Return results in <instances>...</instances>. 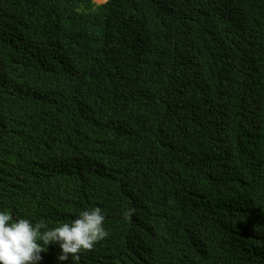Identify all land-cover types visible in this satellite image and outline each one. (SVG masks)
Wrapping results in <instances>:
<instances>
[{"label":"trees","instance_id":"obj_1","mask_svg":"<svg viewBox=\"0 0 264 264\" xmlns=\"http://www.w3.org/2000/svg\"><path fill=\"white\" fill-rule=\"evenodd\" d=\"M91 207L74 264H264V0H0V209Z\"/></svg>","mask_w":264,"mask_h":264},{"label":"clouds","instance_id":"obj_2","mask_svg":"<svg viewBox=\"0 0 264 264\" xmlns=\"http://www.w3.org/2000/svg\"><path fill=\"white\" fill-rule=\"evenodd\" d=\"M104 222L100 207L82 209L70 223L53 227L0 209V264H39L49 245L60 250L56 264L70 259L74 264L82 252L92 250L109 235Z\"/></svg>","mask_w":264,"mask_h":264},{"label":"water","instance_id":"obj_3","mask_svg":"<svg viewBox=\"0 0 264 264\" xmlns=\"http://www.w3.org/2000/svg\"><path fill=\"white\" fill-rule=\"evenodd\" d=\"M97 4H102L104 2H106L107 0H94Z\"/></svg>","mask_w":264,"mask_h":264}]
</instances>
